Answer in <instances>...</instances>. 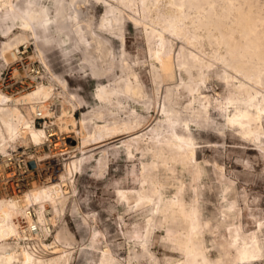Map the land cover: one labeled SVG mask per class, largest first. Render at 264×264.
Here are the masks:
<instances>
[{
  "label": "bare ground",
  "instance_id": "1",
  "mask_svg": "<svg viewBox=\"0 0 264 264\" xmlns=\"http://www.w3.org/2000/svg\"><path fill=\"white\" fill-rule=\"evenodd\" d=\"M99 1L106 11L98 29L102 32L118 31L123 48L126 18L135 26L145 27L150 46V74L156 92L153 98L146 93L143 83L128 64L124 49L120 58L122 76L116 78L112 85H101L97 96L103 104L108 102L109 106L128 113V116L122 119L110 112L107 120L103 110L105 107L101 106L93 109L90 115L84 114L79 123L74 114L66 120L60 117V129L70 130L72 126L71 132L76 133L73 136L74 145L68 147L74 152H80L82 156H73V160L65 163V178L61 183L29 188L22 178H18L9 188L12 197H0V264H70L72 252L71 249L60 248V233L55 236L53 243L44 244L45 249H51L50 255L45 256L30 251L20 243L22 228L38 225L44 231L48 228L52 230V224L67 204V195L71 194L69 188L73 185L75 175L82 171L84 163L95 159L93 153H88L101 148L98 168L100 172L104 171L108 168V161L110 163V145L117 141L124 144L128 158L141 154L147 160L141 163L140 188L137 191H119L121 198L129 204L133 200L137 209L151 208L142 243L143 252L135 254L134 258L139 261L148 255L155 261L149 246L158 223L167 225L176 220L185 223L187 227L185 230H171L167 238L179 247L184 260L170 264H211L204 237L211 226L204 221L200 207L198 183L203 170L196 158L197 143L192 127L207 126L211 119V109H218L227 118L230 128L240 130L243 136L264 150L261 145L264 143V0H167L163 9L159 5L160 0ZM86 3V0H56L54 12H51L42 0H0V31L6 39L2 43V56L7 60V54L13 51L11 56L16 59L14 51H19L21 45L29 43V35L46 44H60L61 39L52 36L51 32L55 30L62 34L75 27L79 36L77 45H82L84 61L91 65L93 76L101 78L105 70L98 66L99 59L91 56V50L96 47L97 51L110 41L100 37L90 23L89 28L81 24V6ZM126 10L132 14H127ZM17 29L21 32L16 33ZM88 33L94 37V44L88 39ZM153 34L156 35L152 37ZM168 34L183 44L178 53L174 41L167 40ZM110 57L109 72L115 69L116 56L112 49H109ZM214 66L223 68L222 80L229 95L224 100L213 102L209 95L203 93V89L210 79L206 71ZM182 72L188 75V82L182 78ZM54 77L62 82L64 88L67 87L66 80ZM197 77L200 82L196 80ZM163 87L165 90L161 100ZM182 92L187 93L188 101L180 108ZM54 95L53 86L43 84L16 99L0 94L2 153H8L10 146L15 147L19 143H34L41 147L40 150L48 143L55 151L52 155L56 159L62 153L68 154L69 151L64 152L68 149L59 131L35 125L34 115L38 110L42 112L41 116H50L45 102ZM70 97L77 100L75 94ZM129 101L139 104L144 102L153 109L159 105V112L164 119L154 124L155 120L147 119L128 107L126 103ZM104 119L105 123L101 125L95 121ZM117 151L120 152L119 149ZM38 154L41 155V161L49 158H43L42 150ZM56 166L59 164L56 163ZM179 166L190 174L192 182L189 186L180 182L175 196H168L162 172L172 177ZM189 193L190 199L187 197ZM46 205L53 207V218H48ZM34 206H39L37 220L33 219L30 209ZM233 208L224 214L225 224L229 225V219L236 218ZM21 219L26 226H22ZM216 230L219 228L213 229V233ZM228 231L229 237H222L224 240L219 243L223 258L216 264L225 261L228 264H240L263 257L264 247L259 233L248 234L236 224L229 227ZM259 232L263 233L262 224ZM112 253L109 248L104 250L99 264H119L118 258ZM155 263L158 264L157 261ZM127 264H132L131 260Z\"/></svg>",
  "mask_w": 264,
  "mask_h": 264
},
{
  "label": "rangeland",
  "instance_id": "2",
  "mask_svg": "<svg viewBox=\"0 0 264 264\" xmlns=\"http://www.w3.org/2000/svg\"><path fill=\"white\" fill-rule=\"evenodd\" d=\"M86 1V5L81 6V24L89 28L88 24L90 23L92 29L100 37L110 41L97 51L96 47L91 50V56L98 58V66L105 70V74L101 78L96 79L93 76L91 65L84 61L82 45H77L79 36L75 32V27L65 30L62 34H58L55 30L51 32L52 36L61 39L60 44L57 42L46 44L29 35V43L21 45L19 51H14L17 54L16 59L11 56V52H13L11 51L6 56L7 60L2 56V43L6 39L2 37V30L0 31V94L16 99L34 91L41 84L52 85L55 95L51 100L45 102V105L49 107L50 116L47 118H45V114L39 116L42 112L38 110L34 115L35 125L38 128H53L59 131L62 142L68 149L64 152L69 151L68 154H60L56 159L52 155L55 151L48 143H45L41 149L42 155L43 158H49L42 161L40 160L41 155L38 154L41 147L34 143H19L15 147L10 146L8 153L0 151V197L9 199L12 197L9 188L11 183L18 178H22L29 188H33L34 185L45 187L59 184L65 178V163L73 160V156H82L80 152H74L69 148L74 145L73 136H76V133L71 132L73 131L72 126H70V130H61L60 117H64L66 120L74 114L76 122L79 123L84 114L90 115L93 109L101 106L105 107L103 110L107 120L110 118V112H114L122 119L128 116V113L109 106L108 102L103 104L97 96L101 85H112L122 76L120 58L124 49L127 62L143 83L144 90L150 98L154 97L156 91L150 74L151 57L150 49H148L150 46L145 27L143 25L135 26L132 21L126 18L125 47L123 48L118 31L102 32L98 29L101 17L106 11L103 3L98 0ZM42 2L50 7L51 12H54L56 0H42ZM166 3L167 0H160L159 5L163 9ZM126 12L132 14L130 10H126ZM69 24L73 23L69 22ZM20 32V29L16 30V33ZM155 35L153 34L152 37ZM87 37L93 44L95 43V39L90 33L87 34ZM174 38L172 39V35H167L168 41H174L172 42L178 53L183 44ZM109 49H112L116 56L115 69L111 72H109V62L112 58H109ZM206 74L210 75V79L207 82V87H204L203 93L209 95L213 102L228 97V90L222 80L223 68L214 66L208 72L206 71ZM54 76L66 80L68 88H64L62 82L60 83ZM187 76L182 72L185 82L189 81ZM179 79H181L180 73ZM196 80L200 82L198 77ZM163 89L165 90L163 87L160 92L161 100L162 93L164 96ZM71 94H75L77 100L69 98ZM187 96L186 92H182L180 108L188 101ZM79 102H81L80 105ZM126 105L147 119L155 120L154 124L156 121L164 119V116H161L162 113L159 112V105L154 109L144 102L139 104L129 101ZM79 106L80 108H78ZM105 119L95 121H99L97 123L101 125L105 123ZM226 125L228 126V122L224 114L222 115L218 109H211V119L207 126L202 128L194 125L192 127V133L197 143L196 158L203 170L201 181L198 183L200 207L204 221L211 226L204 234L205 247L211 264H216L219 259L223 258L219 243L224 240L222 237H229L228 228L234 224L240 226L248 234L259 233L264 247V150L260 149L259 144L243 136L240 130ZM122 144L117 141L110 145V163L108 161V168L101 172L98 168V159L102 156L101 148L88 153V155L93 153L95 159L84 163L82 171L75 175L73 185L69 188L71 194L67 195V204H65L63 212L58 215L56 222L52 224L51 233L45 244L53 243L55 236L60 233L62 237V242L59 243L60 248L71 249L72 252L70 264H99L103 251L108 248L118 258L119 264H127L130 260L132 264H156L155 261L158 264H170L183 261L182 251L167 238L171 230L186 229L185 223L176 220L170 221L167 225L158 223L149 246L155 261L148 255L139 261L134 258L135 254L143 252L142 243L145 240L151 208L137 209L136 204L132 203L133 200L129 204L121 198L119 191H137L140 188L141 163L147 160L141 154L128 158L125 146ZM263 144L261 145L264 147ZM64 146L63 150H65ZM118 149L120 152L117 151ZM8 158L13 159L10 167L5 164V160ZM18 162L27 165L25 176L18 177V174L16 176L13 174V168L17 167ZM56 163L59 166L55 167ZM162 178L167 185L168 196H175L180 182H185L188 186L192 182L190 174L185 172L181 166L175 169L172 177H168L165 172H162ZM187 197L190 199L191 193ZM231 207H234L233 212L236 218L229 219L228 225L223 222V219L224 214L230 212ZM46 208L48 218H53V213H55L53 207L46 205ZM30 209L33 219L37 220L39 206L30 207ZM21 222L22 226L27 225L24 224L23 219ZM260 224L263 225V233L259 232ZM217 227L219 230L213 233V229ZM94 237H96V241ZM29 249L36 254L45 256L51 253V249L47 248L44 253L40 250L41 248L32 246ZM232 252L234 251L232 250ZM223 264H228V262L225 261ZM240 264H264V255L257 261L241 262Z\"/></svg>",
  "mask_w": 264,
  "mask_h": 264
},
{
  "label": "built area",
  "instance_id": "3",
  "mask_svg": "<svg viewBox=\"0 0 264 264\" xmlns=\"http://www.w3.org/2000/svg\"><path fill=\"white\" fill-rule=\"evenodd\" d=\"M41 116V115H39ZM5 164L7 167H10V165L13 163L12 158H8L5 160ZM17 167L13 168V174L17 175L18 177L25 176L27 172V165L21 162H18ZM49 228L44 231L41 226L35 225V226H27L22 228V236L20 243L22 245L27 246L28 248H31L32 246L35 248H41L42 252L44 253L47 251L44 247V244L46 241H48L49 234L51 233V230ZM47 245V244H45Z\"/></svg>",
  "mask_w": 264,
  "mask_h": 264
}]
</instances>
